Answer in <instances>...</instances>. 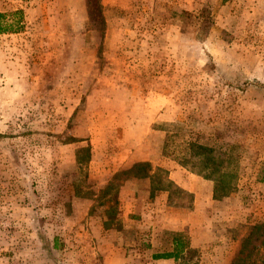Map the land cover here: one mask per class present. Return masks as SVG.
Segmentation results:
<instances>
[{
  "label": "rangeland",
  "instance_id": "374dc122",
  "mask_svg": "<svg viewBox=\"0 0 264 264\" xmlns=\"http://www.w3.org/2000/svg\"><path fill=\"white\" fill-rule=\"evenodd\" d=\"M0 16V264L98 260L128 175L102 173L142 136L175 164L195 138L239 145L242 175L190 264L206 252L234 264L250 233L244 256L260 245L264 0H0ZM93 147L102 161L91 164ZM123 234L129 255L147 250Z\"/></svg>",
  "mask_w": 264,
  "mask_h": 264
},
{
  "label": "crops",
  "instance_id": "0c3cea01",
  "mask_svg": "<svg viewBox=\"0 0 264 264\" xmlns=\"http://www.w3.org/2000/svg\"><path fill=\"white\" fill-rule=\"evenodd\" d=\"M73 1L77 0H71V2ZM117 1L102 0V5L105 8L111 7ZM51 5L50 16L54 17L57 12H55L54 4ZM147 140L146 136L134 140L125 138L124 142L131 151L126 150L118 160L116 157L112 159L110 163L117 169L113 170L111 175L105 173L104 170L101 171H104L102 173L104 177H111L119 172H126L128 175L118 182L115 219H103L100 225V235L105 241L107 250L100 252L98 260L93 258V263L91 261L90 264H142V258H145L147 264H177L173 257L155 259V256L174 254L175 242H173L172 236L177 233L189 232V237L185 238L189 241V247L192 249L201 247L203 242L197 237L198 233L202 232L206 219L214 218L213 208L224 203L213 199L211 181L170 162L161 155V152L156 151L158 142L151 144ZM91 151L90 163L101 162L102 159L99 158L97 148L95 147ZM139 165H148L146 172L135 173V169ZM159 171L163 172L166 177L162 183L157 177ZM109 180L111 179L103 180L99 190L109 185ZM121 218L124 219V223L117 222ZM106 223L108 229H105L104 224ZM109 226L115 229H109ZM130 229L138 242L142 237H145L143 241L147 243V250L143 251L142 255L139 253L136 256L128 254L130 245L127 244L128 240L123 233ZM113 234L116 236H112ZM123 243H125V253L122 254L119 250ZM201 249L204 250V246ZM129 256L132 257V263L129 262ZM217 260L213 253H201V264L203 262L215 264Z\"/></svg>",
  "mask_w": 264,
  "mask_h": 264
},
{
  "label": "trees",
  "instance_id": "16d2710c",
  "mask_svg": "<svg viewBox=\"0 0 264 264\" xmlns=\"http://www.w3.org/2000/svg\"><path fill=\"white\" fill-rule=\"evenodd\" d=\"M2 17L4 16H0V19ZM3 31L5 30L0 29V33H3ZM180 146L185 150V154L177 164L211 181L214 200L220 201L229 196L232 187L237 184L243 171V157L239 151V145L216 144L212 140L210 142H198V139L195 138ZM164 150H167L166 143L164 144ZM257 182L264 185V160L261 162L257 173ZM254 230L255 232L264 231V223L254 226L252 231ZM251 236L252 233L242 241L239 251L242 257L238 258L234 264H264V253H262L264 251V240L260 242L258 247H253L244 256ZM172 238L173 242H175L174 254L155 256V259L173 257L177 264H190L191 257L187 260L186 258L194 249L189 247V241L184 238L182 233L173 234ZM192 264H198V261Z\"/></svg>",
  "mask_w": 264,
  "mask_h": 264
}]
</instances>
